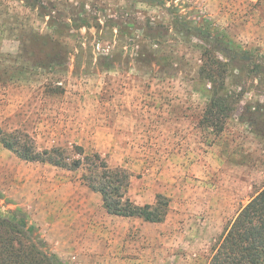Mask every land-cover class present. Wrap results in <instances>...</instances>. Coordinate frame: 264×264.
Masks as SVG:
<instances>
[{
  "label": "rangeland",
  "instance_id": "374dc122",
  "mask_svg": "<svg viewBox=\"0 0 264 264\" xmlns=\"http://www.w3.org/2000/svg\"><path fill=\"white\" fill-rule=\"evenodd\" d=\"M159 1L38 0L59 21L81 16L91 26L81 38L59 37L74 52L41 70L35 64L47 51L24 44L35 34L56 38L49 18L18 0H0V129L28 133L39 151L78 146L101 154L130 175L124 201L165 213L153 223L111 215L104 196L84 180L86 170L25 161L0 140V214L25 215L67 264H208L231 222L264 187V136L237 112L218 134L204 123L208 98L198 80L196 39L172 32L144 45L138 29L122 34L105 26L131 20L169 28L175 5L187 21L208 19L229 40L264 55V0ZM78 45L93 49L76 62ZM142 46L159 56L152 69L135 61ZM103 53L116 58L115 68L96 67ZM252 83L243 93L255 100L264 87Z\"/></svg>",
  "mask_w": 264,
  "mask_h": 264
},
{
  "label": "trees",
  "instance_id": "16d2710c",
  "mask_svg": "<svg viewBox=\"0 0 264 264\" xmlns=\"http://www.w3.org/2000/svg\"><path fill=\"white\" fill-rule=\"evenodd\" d=\"M18 1L23 2L32 11H38L40 17H48V27L56 36L55 38L35 34L30 38L29 44L25 42L24 45H37L47 51V55L37 61L35 66L45 70L66 63L74 51H70L59 37L77 33L81 38L80 32L83 28L90 30L89 22L81 16L59 21L52 13H46L38 0ZM168 11L172 18L169 28L144 27L138 25V21L131 20L124 21L123 25L109 20L105 26L118 29L122 34H132L138 29L143 41L148 42L144 45L154 46L156 41L167 39L172 32L185 41L196 39L201 50L198 80L203 84L204 93L208 98L204 123L218 134L223 132L226 121L237 112L236 115L241 121L254 128L257 135L264 136V95L261 94L254 100L246 98V93H243L250 81L252 84L257 81L256 87L263 90L264 55H256L229 40L223 32L216 30L208 19L196 24L182 17L175 5L168 8ZM94 27L99 32L102 25L98 22ZM123 27L126 30H123ZM92 49L90 45H78L75 49L76 62ZM137 52L135 61L150 69L159 59L153 47L142 46ZM96 60L98 69L115 68L116 58L110 54H100ZM0 140L6 148L25 161L49 163L69 170H86L90 176L84 175V180L92 190L104 196L105 207L111 215L140 217L152 223L164 220L165 213L152 209L151 206L141 208L128 199L123 200V192L129 186L128 171L123 168H111L107 160L97 152L86 155L83 148L78 146H74V150L58 147L39 151L30 135L20 131L4 133L0 129ZM98 172H103L105 177L100 179ZM0 264L67 263L47 249L36 227L29 223L25 215L13 212L10 216L0 214ZM208 264H264V187L231 222Z\"/></svg>",
  "mask_w": 264,
  "mask_h": 264
}]
</instances>
